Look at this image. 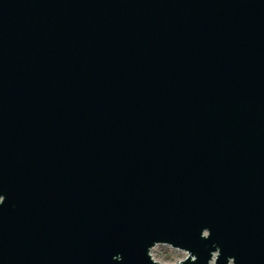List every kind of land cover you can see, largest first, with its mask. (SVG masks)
<instances>
[{"label": "water", "instance_id": "95a60500", "mask_svg": "<svg viewBox=\"0 0 264 264\" xmlns=\"http://www.w3.org/2000/svg\"><path fill=\"white\" fill-rule=\"evenodd\" d=\"M264 264V0H0V264Z\"/></svg>", "mask_w": 264, "mask_h": 264}, {"label": "rangeland", "instance_id": "374dc122", "mask_svg": "<svg viewBox=\"0 0 264 264\" xmlns=\"http://www.w3.org/2000/svg\"><path fill=\"white\" fill-rule=\"evenodd\" d=\"M152 253L154 260L160 264H175L187 255L185 251L168 247H155Z\"/></svg>", "mask_w": 264, "mask_h": 264}, {"label": "built area", "instance_id": "2783aa9c", "mask_svg": "<svg viewBox=\"0 0 264 264\" xmlns=\"http://www.w3.org/2000/svg\"><path fill=\"white\" fill-rule=\"evenodd\" d=\"M155 247H168L169 249H173V250H174V248H171V247L168 246V245H164V244H156V245L152 246V247L149 249V255H150V258H151L152 260H154L152 250H153ZM154 261H155V260H154Z\"/></svg>", "mask_w": 264, "mask_h": 264}]
</instances>
